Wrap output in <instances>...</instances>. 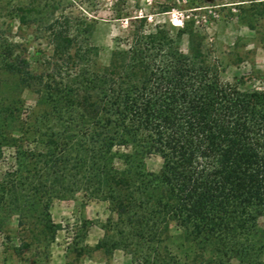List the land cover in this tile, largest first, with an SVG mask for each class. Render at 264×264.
Returning a JSON list of instances; mask_svg holds the SVG:
<instances>
[{"label": "trees", "instance_id": "1", "mask_svg": "<svg viewBox=\"0 0 264 264\" xmlns=\"http://www.w3.org/2000/svg\"><path fill=\"white\" fill-rule=\"evenodd\" d=\"M134 19L105 65L91 23L51 20V53L35 67L16 42L0 44V160L14 148L17 162L0 179V210L38 220L44 234L52 199L83 190L147 241L148 260L174 227L203 249L217 241L222 256L264 264V87L224 81L186 21L173 31ZM24 89L41 113L27 112ZM150 154L158 173L145 168Z\"/></svg>", "mask_w": 264, "mask_h": 264}, {"label": "rangeland", "instance_id": "2", "mask_svg": "<svg viewBox=\"0 0 264 264\" xmlns=\"http://www.w3.org/2000/svg\"><path fill=\"white\" fill-rule=\"evenodd\" d=\"M143 15L149 25L162 23L173 31L186 21L203 37L204 59L218 68L224 81L245 77L255 86L264 87V0H0V44L16 42L21 52L27 51L35 67L37 61L51 53L48 31L51 20L60 17L62 22L81 28L91 23L94 28L91 43L98 48V63L105 65L112 49L131 37L134 18ZM179 44L185 53H190L187 34ZM22 97L27 112H42L43 105L35 91L24 89ZM16 166L15 149L5 148L0 160V179ZM161 166L158 154L146 156L145 168L149 172L158 173ZM49 215L54 228L44 235L38 220L21 225L20 215L0 210V264L256 261L254 256H222L217 252V241L203 249L174 227L159 242L162 253L148 260L147 241L134 235L127 222L110 209L108 201L90 197L83 190L54 197ZM242 243L247 244L240 238L239 244Z\"/></svg>", "mask_w": 264, "mask_h": 264}]
</instances>
